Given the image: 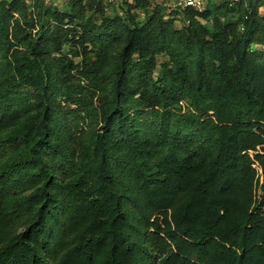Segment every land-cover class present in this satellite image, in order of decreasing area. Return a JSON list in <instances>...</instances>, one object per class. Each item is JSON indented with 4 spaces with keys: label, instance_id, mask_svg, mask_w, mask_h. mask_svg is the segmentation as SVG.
Returning a JSON list of instances; mask_svg holds the SVG:
<instances>
[{
    "label": "trees",
    "instance_id": "obj_1",
    "mask_svg": "<svg viewBox=\"0 0 264 264\" xmlns=\"http://www.w3.org/2000/svg\"><path fill=\"white\" fill-rule=\"evenodd\" d=\"M0 264H264V0H0Z\"/></svg>",
    "mask_w": 264,
    "mask_h": 264
},
{
    "label": "built area",
    "instance_id": "obj_2",
    "mask_svg": "<svg viewBox=\"0 0 264 264\" xmlns=\"http://www.w3.org/2000/svg\"><path fill=\"white\" fill-rule=\"evenodd\" d=\"M111 3L118 4L122 2V0H108ZM169 4L173 7H195V8H203L205 4V0H168Z\"/></svg>",
    "mask_w": 264,
    "mask_h": 264
},
{
    "label": "rangeland",
    "instance_id": "obj_3",
    "mask_svg": "<svg viewBox=\"0 0 264 264\" xmlns=\"http://www.w3.org/2000/svg\"><path fill=\"white\" fill-rule=\"evenodd\" d=\"M155 1H157V2H163L164 0H155ZM55 2L59 3L60 0H55Z\"/></svg>",
    "mask_w": 264,
    "mask_h": 264
}]
</instances>
